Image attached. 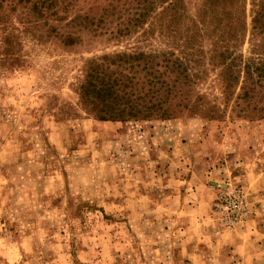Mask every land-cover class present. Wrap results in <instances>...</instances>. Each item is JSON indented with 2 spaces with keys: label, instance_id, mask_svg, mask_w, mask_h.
Returning <instances> with one entry per match:
<instances>
[{
  "label": "rangeland",
  "instance_id": "rangeland-1",
  "mask_svg": "<svg viewBox=\"0 0 264 264\" xmlns=\"http://www.w3.org/2000/svg\"><path fill=\"white\" fill-rule=\"evenodd\" d=\"M130 1H114L118 9L96 32L73 19L74 9L63 14L54 23L79 35L73 45L42 19L37 27L23 23L27 4L10 12L5 0L0 9V264H264V76L255 69L264 65L263 36L248 33L234 47L243 52L239 82L251 86L238 104L237 85L228 99L220 92L218 69L199 82L218 105L217 118L183 111L99 119L79 94L88 61L168 47L160 7L142 26L123 29L138 11ZM245 3L250 32L251 0ZM186 5L191 16L202 0ZM211 47V39L203 43ZM235 190L249 214L229 226L222 206Z\"/></svg>",
  "mask_w": 264,
  "mask_h": 264
},
{
  "label": "trees",
  "instance_id": "trees-1",
  "mask_svg": "<svg viewBox=\"0 0 264 264\" xmlns=\"http://www.w3.org/2000/svg\"><path fill=\"white\" fill-rule=\"evenodd\" d=\"M4 1L0 0V9L6 6L3 5ZM89 1L10 0L7 5L9 9L6 8L12 12L16 10L17 3L27 4L30 11L23 23L37 27L40 26L38 19H42L49 32L58 33L53 35L61 37L64 45H73L79 35L65 32L54 22H59L64 18L63 14L74 9L77 16L73 19L76 18L77 23L85 22L82 25L90 26L88 30L96 32L112 14L110 10L118 9L114 1L121 0H109L107 6L101 7L95 3L83 8ZM132 2L137 4L138 11L133 18H129L123 29L131 31L134 27L142 26L140 23H143V18L153 8L160 7L157 11L161 22L160 33L167 38L168 47H150L149 50L130 47L90 59L85 70L83 68L85 72L79 85V94L83 106L95 117L104 120L164 119L190 111L195 114L203 112L210 118H217L218 105L211 103L207 94L198 88L210 68L219 70L217 79L222 80L224 88L220 92H226V99L230 88V92H235L232 89L234 85L240 91L234 96L236 104L239 99L249 96L251 86L246 80L244 83L239 82L237 62L243 57V52H238L234 47L238 43L243 44L248 33L249 40L255 35H261L264 41V0H251L250 32L245 0H202L197 14L191 16L187 14V0H131L129 4ZM86 9L94 11V14L81 13ZM126 9L129 8L122 10ZM123 29L118 32L122 33ZM49 32L47 35H50ZM150 32L151 29L143 30V34ZM13 37L8 34L2 39L8 43L4 50L8 55L13 51ZM209 39L212 47L204 50L203 43ZM255 69L259 71L258 79H261L264 76V65L255 66ZM246 71L248 80L252 77L251 71L249 68Z\"/></svg>",
  "mask_w": 264,
  "mask_h": 264
},
{
  "label": "built area",
  "instance_id": "built-area-1",
  "mask_svg": "<svg viewBox=\"0 0 264 264\" xmlns=\"http://www.w3.org/2000/svg\"><path fill=\"white\" fill-rule=\"evenodd\" d=\"M223 206V218L229 226H233L240 221H244L248 217L249 210L247 208L246 200L236 190L232 191L231 195L225 198Z\"/></svg>",
  "mask_w": 264,
  "mask_h": 264
}]
</instances>
